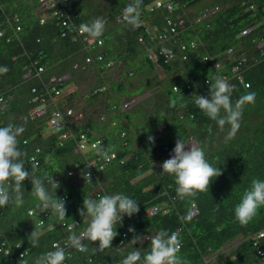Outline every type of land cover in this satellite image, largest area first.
I'll use <instances>...</instances> for the list:
<instances>
[{"label":"trees","instance_id":"16d2710c","mask_svg":"<svg viewBox=\"0 0 264 264\" xmlns=\"http://www.w3.org/2000/svg\"><path fill=\"white\" fill-rule=\"evenodd\" d=\"M49 1H54L60 16L69 18L77 28L103 18L105 31L99 39L105 49L90 54L93 49L80 41L60 40L52 18L40 24L42 15L49 13L40 0H0V67L8 69L0 74V127L9 123L25 126L18 138V146L26 154L25 167L38 176H53L59 186L46 183V188L53 196L55 193L65 199L67 210L63 220L44 211L31 191V181L26 179L23 205L0 207V264H35L38 257L55 250L54 245L63 247L72 231L79 233L87 227L89 218L79 215L84 198L118 193L135 199L138 213L123 217L110 248L98 251V241L88 242L86 252L66 250L64 264H122L134 249L142 254L149 251L151 238L162 229L178 234L182 244L178 255L183 264H203L212 253L217 255L215 264H258L248 238L264 228V207L247 225L236 220L234 209L252 180L264 179V50L258 48L259 41L264 40V0H177L180 8L175 14L184 17L186 26L170 46L194 42L196 48L189 49L185 60L179 56L159 58L156 45L160 42L149 40L151 31L160 33L164 29L169 16L165 10L148 8L154 0H143L141 26L135 30L116 21L130 0ZM251 6L255 10H250ZM216 7L219 10L212 13ZM253 24L259 27L251 35L240 37L241 31ZM15 25L23 28L21 32ZM229 48L234 49L233 55L221 59ZM96 55L116 63L110 77H106L108 72L100 62L96 63ZM243 55L248 59L243 77L249 87L231 71ZM80 56L93 60L74 69ZM206 56L222 60L223 67L215 69L211 61L204 60ZM36 59L46 68L41 79L34 78ZM86 71L96 79L91 76V81ZM161 71L164 78L159 77ZM134 74L142 76L137 87L129 89ZM62 75L69 77L63 88L86 83L87 91L76 89L57 95L52 86L45 93L43 81L48 83L51 76ZM214 76L225 77L233 86V102L241 95L255 93V102L243 110L235 138L227 143L228 126L221 131L194 102L196 95L209 96L208 80ZM102 87L106 90L97 93ZM80 100L84 106H79ZM97 102L103 104L101 111L95 109V115L82 123L86 104ZM35 109H44V114L34 117ZM68 109L83 118L65 122L61 133L54 130L45 137L53 112L66 113ZM65 133L68 135L62 139ZM81 135L87 140V148L79 146ZM150 135L155 137L154 144L148 140ZM179 137L186 143L195 140L210 165L222 172L212 178L209 191L198 193L194 199L178 197L175 178L161 173L162 167L157 164L174 149ZM97 148L110 149V155H115L101 171L98 167L104 160ZM70 171L74 172L71 176ZM87 172H91L92 184L83 179L82 174ZM194 203L199 213L191 220L182 219ZM152 207L158 208L154 216L147 213ZM66 225L73 228L68 230ZM35 230L39 243L32 247L29 237ZM125 232L127 245L119 247Z\"/></svg>","mask_w":264,"mask_h":264},{"label":"clouds","instance_id":"9594fccd","mask_svg":"<svg viewBox=\"0 0 264 264\" xmlns=\"http://www.w3.org/2000/svg\"><path fill=\"white\" fill-rule=\"evenodd\" d=\"M40 1L43 4L44 11L49 12L46 15H42V17L40 18V24L44 25L46 24L49 18H52L59 30L58 38L60 40H68L73 43L80 41L83 46H90L89 44H87V42L84 41V36H86L87 39L91 40H98L100 37L103 36L106 25V21L103 18H96L90 23H82L77 28L76 26H73V22L69 18L65 16L60 17V14H56V3L54 1ZM154 2L155 0L148 6L151 11L157 9L155 8ZM174 3L176 9L174 13L168 12L169 16L167 18L175 17L176 15L182 16L181 14H175L180 8V1L174 0ZM142 5L143 0H130V2L124 8L121 17V22L126 24L127 26H130L133 30L138 29L141 26L140 15ZM243 5H245V3H243ZM249 9L255 10V6L253 9L251 7ZM218 10L219 8L216 7L212 10V13ZM13 19L17 23L20 22L19 19H17L16 17H14ZM63 20L67 22L65 26L62 24ZM261 24L264 25V19ZM258 27V24H253L244 28L243 30H252L249 34L246 35H242V30L240 37L251 35L254 30H256ZM15 28L18 33L21 32V30L23 29L20 26L16 25ZM64 32H66L65 36L63 35ZM154 34H158V32L151 31L149 40H151V36H153ZM74 37H77V39L75 40ZM175 38L176 37L171 38V41ZM171 41L167 42L169 43V45L166 47L171 48ZM263 41L264 40L259 41L258 48L264 50V46H260ZM152 42L155 43V41ZM181 44H185L188 46L187 52L190 48H196V44L194 42H191L190 44L179 43L178 47H172L171 49L174 50V52H177L176 50ZM192 44H194L193 48L191 47ZM162 45L164 44L160 43L158 47L156 45V49L158 50ZM104 47V43L102 47L90 46V48L93 49V52H91L90 54H99L104 49ZM98 48L103 49H100L99 51L95 52V50H97ZM233 53L234 49L229 48L227 52L223 53L220 57L221 59L228 58L232 56ZM97 56L98 55H96V57ZM147 56L151 59L150 52ZM178 56L181 57L180 54H178ZM161 58H163L164 60L166 57L163 56ZM85 60L86 58L83 59L82 63L76 61L75 64H80L81 66L89 64H85ZM204 60L211 61L215 69H221L223 67L222 60H216L213 58H209L208 56L204 57ZM247 61L248 59L245 55L239 56L236 60V65L232 68L231 71L234 74L235 78H237L241 83H244L246 87H249V83L245 81L243 77V69L246 68L245 66L247 65ZM108 62H112L111 67L106 66ZM216 63H220V67L216 68ZM98 64H101L102 67H104L109 72L113 70V68L116 66V63L112 60L104 61ZM34 70V78L41 79L42 74L46 71V68L43 65H40L39 60L36 59ZM7 71L8 69L6 66L0 67V74L6 73ZM59 78H64L65 81L62 83H56V81H53V79ZM68 78L69 77L66 75L51 76L49 78L48 83L43 81V86H46L45 89L47 90L45 93H49V89L52 86L54 87L56 84H59V86H57L61 89V94L66 95L74 92L76 89H78L77 86L74 87L73 85H70L65 88L62 87V85L67 81ZM224 78L220 76H214L211 80H208L210 85L209 96L205 97L196 95L194 102L197 108H199L200 111L207 118H209L211 121H214L218 125L221 131L225 130V126H228L227 135L225 136V143H227L235 138L236 133L238 132L241 126L243 110L247 105L253 104L255 102V93H246L244 95H241L235 102H233L231 98L233 93V86ZM25 79L28 80L29 77ZM105 90L106 87L99 88L97 93L103 92ZM67 111L66 113L63 111L61 112L66 115ZM81 116L82 114L76 115L74 112L73 116H66V122L71 123L72 121H79L78 119H80ZM48 126H50L49 122ZM25 130L26 129L23 124L17 125L9 123L6 126L0 127V207H5L10 203L16 207H20L23 205V182L27 179L31 181V191L33 195L37 197L41 202L42 209L44 211H51L54 215L57 216L58 219L63 220L66 217L67 211L65 206V199L57 198L55 193L53 196L49 193L48 189L46 188V183L58 185V183L54 182L53 176H49L48 174L38 176L35 174V171L27 170V168L25 167L26 154L18 146V138L25 132ZM65 130L63 132H65ZM64 135L68 134L65 133L62 135V138L66 139ZM154 138L155 137L150 135L148 137L149 142L154 144ZM189 143H186L182 138L179 137V139L176 140L174 149L166 153L168 154L169 152L173 151L171 157L166 160L165 154L163 160H159L157 164L162 167L161 173L171 175L175 178V183L177 185L176 192L178 197L194 199L196 198L198 193L209 191L210 183L213 181L212 178L219 177L222 172L220 168H215L210 165V163L206 160L205 151L201 147ZM110 151V149L97 148V154L104 161H110L113 158L110 155ZM73 173V171H70L68 172V175L71 176L73 175ZM82 176L85 182L92 184L91 172L83 173ZM56 189L57 187L55 188V190ZM194 204H192V206ZM261 207H264V179H253L251 182V187L244 192L241 201L237 204L234 209L235 218L241 225H247L253 220V218L257 214V211ZM152 208L147 210L148 214ZM156 209L157 213L158 208ZM190 210L189 214L183 217L182 219H192ZM138 211L139 206L137 201L124 194H105L100 196L98 199L84 198L83 208L79 210V215L83 218H89L87 221V227L79 233L72 231L71 235H69L68 237V241L64 243L63 247L58 246V244L54 245L55 250L49 251L46 254H43L38 257L35 261V264H64L67 258L66 250L75 249L79 252H86L88 251L89 247L88 242L93 243L98 241V247L96 248L98 251H103L105 249L110 248L114 237L117 235V232L115 230L116 226L122 224L123 217L125 215L131 217L134 214L138 213ZM164 212H166V209H164ZM155 214L151 216H154ZM66 227L68 230H71L73 228L72 225H66ZM263 230L264 228L261 231ZM129 231L134 232L135 230L133 228H129ZM259 232L255 234H258ZM251 237L248 238V240L252 244V247L255 251V256L258 260H260L257 256V250L253 245ZM126 238H128V235L125 232L122 234V238L119 241V247L127 245L125 240ZM29 241L31 242L32 247L38 246L39 240L36 235V230L32 232L31 236L29 237ZM121 241H123V244H120ZM150 245V250L144 254H142L139 249H134L133 251H131L123 259L122 264H183V261L178 255L182 244L177 233H169V231L162 229L151 238ZM237 245H240V243L238 242ZM206 258H209L210 262H212L209 264H215L217 261V255H215V253H212ZM261 263L264 264L263 262Z\"/></svg>","mask_w":264,"mask_h":264},{"label":"built area","instance_id":"2783aa9c","mask_svg":"<svg viewBox=\"0 0 264 264\" xmlns=\"http://www.w3.org/2000/svg\"><path fill=\"white\" fill-rule=\"evenodd\" d=\"M155 8L157 9H163L166 10L169 13H174L176 6L174 3V0H155ZM251 8L253 9L254 6H251ZM60 12H56V14H59ZM61 17V16H60ZM121 17L122 16H118L116 18L118 23H122L121 22ZM62 24L65 26L67 24L66 21L63 20ZM186 26V20L180 16V15H176L175 17H169L167 18L166 21V26L165 28L158 34H154L153 36H151V40L152 41H158L160 43H164V42H169L171 41V38L177 37L179 35V33L185 28ZM19 29V28H18ZM252 29H245L242 32V35H246L249 34L251 32ZM80 34V33H79ZM63 35H66V32L63 33ZM81 35V34H80ZM74 39L76 40L77 37H74ZM84 41L87 42V44H89L90 46H96V47H102L103 46V41L98 39V40H91V39H87L86 36H84ZM139 41L143 43V38L140 37ZM261 47L264 46V41L262 42V44L260 45ZM192 48L194 47V44H192L191 46ZM166 50V51H164ZM187 50H188V46L185 44H181L179 46V48L176 50L177 52H174V50H172L171 48H168L164 45H162L157 51L160 57H166L165 60L167 59H175L176 56H178V54L181 55V57L183 59L187 58ZM152 57V56H150ZM207 59V58H206ZM93 60V58L91 56H88L85 60V64L86 63H91ZM96 62H104V57L103 55H98L96 57ZM81 65L80 64H75L74 68H79ZM107 67H111L112 66V62H108L106 64ZM216 68L220 67V63H216ZM43 70V69H41ZM53 81H56V83H62L65 81L64 78H59V79H53ZM59 84H56L55 87V93L57 95L61 94V89L58 87ZM57 86V87H56ZM38 114L39 116L43 115V110L39 109L38 110ZM74 112L69 109L67 111V114L65 115L63 112L57 110L55 112H53L51 119L49 120V125L53 128L56 129L57 131H62L63 129V124L66 122V116H73ZM38 116V117H39ZM83 135V134H82ZM81 135V136H82ZM64 137H67V135H64ZM87 144V140L84 136L80 137V141H79V146L81 149L87 148L86 147ZM99 144V141L93 144V147H96ZM113 158L111 160H113L115 158V155L112 154L111 155ZM110 160V161H111ZM110 161H104L103 163H101L98 167V170H104L106 168V163L110 162ZM71 174V173H70ZM157 211L156 208H152L149 211L150 215L155 214ZM198 213V208L197 206L194 204L190 210V214L192 216L196 215ZM126 236V235H124ZM251 240L253 242L254 247L257 250V256L258 258L261 260V262L264 263V230L259 232L258 234H255L251 237ZM120 244H123V241L120 242ZM210 263V259L209 258H205L204 259V263L203 264H208Z\"/></svg>","mask_w":264,"mask_h":264},{"label":"rangeland","instance_id":"374dc122","mask_svg":"<svg viewBox=\"0 0 264 264\" xmlns=\"http://www.w3.org/2000/svg\"><path fill=\"white\" fill-rule=\"evenodd\" d=\"M113 40V39H112ZM113 43H115L114 42V40L111 42V44H113ZM100 49H103V48H98L97 50H95V52H97V51H99ZM105 49V48H104ZM79 59V60H78ZM77 60H78V62L79 63H82L83 62V59H82V57L80 56V58H78ZM107 75H106V77H110L111 75H108L109 74V71L107 70ZM147 74V73H146ZM86 75H90V80L92 81V77L94 76V78L96 79V77H95V75H93L92 74V72L90 73V72H88V71H86ZM113 75V77H117V75L116 76H114V73L112 74ZM92 76V77H91ZM142 75H137V74H134L133 75V79H131V80H129V82H130V85H128V87H129V89H133V88H135V87H137V85H138V83H139V79H140V77H141ZM166 75H165V73H164V71H161L160 73H159V77L160 78H164ZM90 81V82H91ZM73 85V84H72ZM74 87H76V85H73ZM87 86H88V84H86V83H82V84H80V86L78 87V90H79V92H81V93H83L84 91H87ZM140 100V98L139 99H137V100H134L130 105H132L133 103H136L137 101H139ZM85 104L83 103V101L82 100H80V102H79V106H84ZM148 106H150L151 104L150 103H148L147 104ZM147 105H146V109H147ZM102 106H103V104L102 103H96V104H94L93 106H87V104H86V117H84V119H83V121H81L82 123L83 122H85V121H87L89 118H91L93 115H95L93 112H94V110L95 109H98V112L99 111H101L100 109L102 108ZM100 108V109H99ZM81 114V113H80ZM83 118V115L81 116V118L80 119H78L79 121L81 120ZM78 125V124H77ZM160 130H162V128H160ZM54 133V130L51 128V127H47L46 128V132H45V137H49V136H51L52 134ZM189 144H195V145H197V143H196V141L195 140H193V141H190V143ZM198 146V145H197ZM172 153H173V151L172 152H169L168 154H166L165 155V158H166V160L167 159H169L170 157H171V155H172ZM258 262V264H262L261 263V261L260 260H258L257 261Z\"/></svg>","mask_w":264,"mask_h":264},{"label":"bare ground","instance_id":"6f19581e","mask_svg":"<svg viewBox=\"0 0 264 264\" xmlns=\"http://www.w3.org/2000/svg\"><path fill=\"white\" fill-rule=\"evenodd\" d=\"M77 2V1H76ZM1 36H3V34H2V32H0V37ZM34 66H35V64H33ZM38 110L39 109H35L34 111H33V113H32V115L34 116V117H38L39 116V114H38ZM43 110V113H44V109H42ZM63 127V126H62ZM54 130H56V129H54ZM56 132H60L61 133V130L60 131H57L56 130ZM63 139V138H62ZM1 252H2V249H1Z\"/></svg>","mask_w":264,"mask_h":264}]
</instances>
